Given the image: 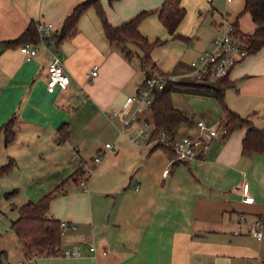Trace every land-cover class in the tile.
I'll return each mask as SVG.
<instances>
[{"label": "crops", "instance_id": "1", "mask_svg": "<svg viewBox=\"0 0 264 264\" xmlns=\"http://www.w3.org/2000/svg\"><path fill=\"white\" fill-rule=\"evenodd\" d=\"M82 1L0 0V168L11 164L0 173L2 264H264V155L243 152L245 128L218 134L195 159L172 162L170 152L155 148L142 133L153 122L150 106L125 112L127 97L142 82L133 84V64L121 45L108 40L94 6L80 17L75 35L58 44L71 76L66 89L46 87L53 46L38 41V52L29 55L21 44L7 45L33 21L61 29ZM100 1L114 25L144 9L158 14L163 2ZM160 22L149 15L140 30L152 39L166 29ZM187 28L181 23L178 32L188 34ZM208 45L191 46V59ZM179 58L173 56L166 68ZM184 63L178 71L189 70L188 59ZM94 65L98 73L88 79ZM229 78V108L264 127V47L235 64ZM201 116L211 125L224 112L216 105ZM10 121L15 137L6 144L4 126ZM172 131L180 137L199 129L193 121ZM244 182L253 202L242 200ZM57 186L61 192L51 199L49 213L76 226L62 234L63 250H79L70 257L28 251L13 228L22 205ZM252 223H260L261 239L250 232Z\"/></svg>", "mask_w": 264, "mask_h": 264}, {"label": "trees", "instance_id": "2", "mask_svg": "<svg viewBox=\"0 0 264 264\" xmlns=\"http://www.w3.org/2000/svg\"><path fill=\"white\" fill-rule=\"evenodd\" d=\"M111 2L113 0H110ZM91 6H94L99 14L105 34L112 44H119L125 56L129 59L135 54L131 45H135L142 51L141 66L146 73V77L156 74H170L185 71L164 72L157 68L152 60L151 53L154 47L164 41L157 38L150 40L140 30L141 23L147 18L150 11L144 9L134 15L127 21L120 24H112L106 15V11L100 0H84L74 6L71 12L65 17L60 34L58 36L49 37L47 39H55L59 44L64 39L72 37L77 32V25L82 14ZM159 20L167 29L168 33L174 37L185 38L178 32V28L185 18L186 8L182 4V0H163L161 6L157 10ZM248 14L251 18L253 28L251 31H244L240 27V17ZM235 33L244 36L248 47V55L258 52L264 47V0H245L244 10L236 17L232 23ZM41 36L37 28V22H31L27 29L16 39L7 42V45H23L26 42H38ZM240 62V61H239ZM232 85L229 73L216 79H194L187 78L185 80L167 81L163 88H156L153 91V100L150 105L152 119L155 122L154 134L158 135L161 130H173L182 123L193 122L191 116L185 111L175 107L172 102V92L184 91L201 95L215 97L221 104L224 116L223 123L227 127L229 135L233 131L245 128L243 136V152L248 154L264 155V127L255 125L249 116H242L240 113L232 110L226 103L225 93L228 87ZM15 137L13 122L10 121L4 126V142L7 144ZM155 148H164L173 155V152L161 143H157ZM11 167L7 164L0 168V173H4ZM84 172V171H83ZM82 173L81 169H77L78 176ZM78 178V177H77ZM85 178L79 177V180ZM81 180V181H82ZM61 192L60 186L47 193L38 201H29L20 207V214L13 221V228L17 235L26 243L28 251L34 252L36 255H61L62 234L61 220L50 216L51 199ZM3 251H0V264L3 261Z\"/></svg>", "mask_w": 264, "mask_h": 264}, {"label": "built area", "instance_id": "3", "mask_svg": "<svg viewBox=\"0 0 264 264\" xmlns=\"http://www.w3.org/2000/svg\"><path fill=\"white\" fill-rule=\"evenodd\" d=\"M217 32L212 41L206 49L198 53L189 62V70L185 72H178L176 74H162L156 73L146 78L145 82L141 84L135 95H130L126 99L125 112L132 106L137 111L150 106L153 100V91L156 88H163L167 81H178L184 78L194 79H216L221 76L227 75L233 66L239 61L248 56V47L244 36L235 33L233 24L229 22L227 14H221L220 20L216 23ZM37 28L40 33V44L46 48L53 46L51 56L48 63V79L46 83L47 90L54 92L57 88L66 89L70 82L71 76L67 72L63 60L62 52L55 39H47L49 37L58 36L61 29L54 27L52 23L37 22ZM49 42H52L50 44ZM23 50L29 55H35L38 52V43L26 42L22 45ZM98 65L87 73V78L97 75ZM114 115H119L122 118V112H114ZM264 117V112L262 113ZM124 125L129 123V119L122 118ZM223 119H219L216 124H207L204 120H199L197 126L199 129L198 134H184L177 137L172 130L163 129L158 135L154 134L155 122L145 123L142 130L143 135L148 139L149 143H161L173 152L172 162L174 161H189L203 155L209 148L211 140L218 134H226L227 127L223 123ZM122 132V130H121ZM131 139L137 142V138L131 136ZM107 147H111V143H106ZM101 159L100 154L95 157L96 161ZM90 169L88 173H91ZM170 172V167L164 171L165 175ZM81 184L86 185V181L82 180ZM86 188V186H85ZM242 200L244 202H253L255 199L254 194L250 190L248 182L242 184ZM260 223H252L250 225V232L261 239L263 232L259 225ZM61 234H64L69 229H75L76 226L67 220H61ZM91 250H95V246H91ZM106 254L107 251L103 250ZM79 250L77 247L62 250V256L78 255Z\"/></svg>", "mask_w": 264, "mask_h": 264}, {"label": "rangeland", "instance_id": "4", "mask_svg": "<svg viewBox=\"0 0 264 264\" xmlns=\"http://www.w3.org/2000/svg\"><path fill=\"white\" fill-rule=\"evenodd\" d=\"M182 4L186 8V15L181 23L187 24V31L189 32L188 34H182L185 38L174 37L170 35L166 29H163V34H156L154 38H149L150 40L159 38L164 41L156 45L151 53L152 60L157 68L164 72L178 71L181 66H185L184 61L188 59L190 62L191 46H193V50H195L199 46L208 45L214 37L215 31L213 23L220 20L221 14H227L229 22L233 23L236 17L244 10L245 0H182ZM149 11L150 17L157 15L158 18V14L155 13V10L150 9ZM161 25L163 26L162 23ZM240 27L244 31L252 30L253 24L248 14H244L240 17ZM197 36L201 37L199 41L197 40ZM131 47L135 52L130 59L135 69L133 82L135 85V82L144 81L146 73L141 66V56L143 54L141 49L135 45H131ZM188 47L190 49H188ZM173 56L181 57L178 60L180 65L176 69L174 65H176L177 62L170 69H167L166 67L171 64ZM185 79L187 78L183 80ZM132 95H135V92H133ZM171 97L173 105L188 113L193 121H196V124L199 120H203L201 115L205 111L215 108L216 105L222 108L220 102L212 96L174 91ZM100 156L102 157V154H100Z\"/></svg>", "mask_w": 264, "mask_h": 264}]
</instances>
